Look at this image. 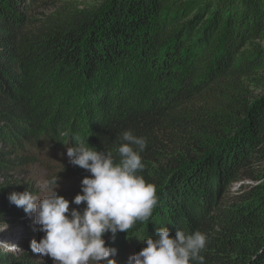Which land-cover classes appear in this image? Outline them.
I'll list each match as a JSON object with an SVG mask.
<instances>
[{
    "label": "trees",
    "instance_id": "1",
    "mask_svg": "<svg viewBox=\"0 0 264 264\" xmlns=\"http://www.w3.org/2000/svg\"><path fill=\"white\" fill-rule=\"evenodd\" d=\"M257 39L264 0H0V227L26 216L8 197L34 192L14 174L40 163L46 125L117 162L131 130L147 141L141 174L156 186L158 206L149 222L114 240L106 233V242L127 235L139 252L166 226L172 236L204 233V264H264ZM77 93L81 108L64 105ZM69 172L90 175L74 165ZM0 264H35L34 253L0 245Z\"/></svg>",
    "mask_w": 264,
    "mask_h": 264
},
{
    "label": "clouds",
    "instance_id": "2",
    "mask_svg": "<svg viewBox=\"0 0 264 264\" xmlns=\"http://www.w3.org/2000/svg\"><path fill=\"white\" fill-rule=\"evenodd\" d=\"M74 139L75 145L67 147L69 163L90 175L82 179L81 192L71 202L58 194L59 176L41 183L43 195L26 189L10 193L8 199L34 214L37 230L44 233L30 242L34 254L50 257L53 264H117V249L106 244L105 234L113 240L118 232L128 234L137 222H149L158 206L156 186L141 174L147 141L124 131L117 162L111 152L87 146V139ZM70 203L85 207L70 208ZM206 241L200 231L177 230L172 236L168 227L157 228L155 236L143 239L145 246L128 257V264H204L200 253Z\"/></svg>",
    "mask_w": 264,
    "mask_h": 264
},
{
    "label": "rangeland",
    "instance_id": "3",
    "mask_svg": "<svg viewBox=\"0 0 264 264\" xmlns=\"http://www.w3.org/2000/svg\"><path fill=\"white\" fill-rule=\"evenodd\" d=\"M60 2H71L75 5H79L82 1L86 0H58ZM45 12H49L45 11ZM258 45L264 48V39H257L255 41ZM131 99L138 100L141 93L137 89H130ZM256 91V90H255ZM77 92V91H76ZM75 96L74 99L67 101L68 96L64 94L57 95V100L59 103L67 104V106H74L73 108H81L83 102L81 101L80 95ZM61 106V105H60ZM80 126L86 128L87 121L81 118V111L79 113ZM59 139L55 136L47 125L42 129L40 147L36 149L38 157L40 158V163L33 164L31 166L24 167L14 174L15 177L21 178L24 182L31 184L34 187V193L38 195H43L40 185L43 181L51 178H58L59 176V187L57 189L58 194L64 196L70 202L75 197L74 190H81V181L84 176L73 175L69 172L72 165L69 163L67 157V147L68 140ZM76 207L83 209L85 204L79 206L71 204L70 208ZM44 235V233L37 230V226L34 223V214L28 215L25 217L17 218L13 223H7L0 227V245L1 246H10L12 249L27 250L30 248V242L33 239L37 241ZM118 242L110 245V247H115L117 253L115 259L117 264H128V257L137 253L131 242L128 239V236L125 237L118 236ZM106 241V240H105ZM35 264H53V260L50 257H42L40 254H34Z\"/></svg>",
    "mask_w": 264,
    "mask_h": 264
}]
</instances>
